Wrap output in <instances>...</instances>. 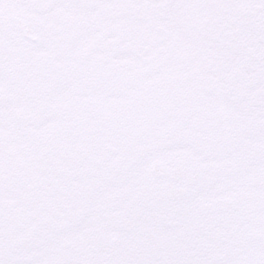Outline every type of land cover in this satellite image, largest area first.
I'll return each mask as SVG.
<instances>
[{
    "label": "snow or ice",
    "instance_id": "1",
    "mask_svg": "<svg viewBox=\"0 0 264 264\" xmlns=\"http://www.w3.org/2000/svg\"><path fill=\"white\" fill-rule=\"evenodd\" d=\"M0 264H264V0H0Z\"/></svg>",
    "mask_w": 264,
    "mask_h": 264
}]
</instances>
